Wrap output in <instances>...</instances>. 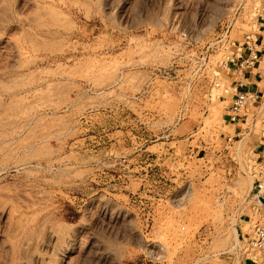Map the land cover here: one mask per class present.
<instances>
[{"label":"rangeland","instance_id":"1","mask_svg":"<svg viewBox=\"0 0 264 264\" xmlns=\"http://www.w3.org/2000/svg\"><path fill=\"white\" fill-rule=\"evenodd\" d=\"M263 18L264 0H0V264H240L264 108L233 136L210 72L225 30Z\"/></svg>","mask_w":264,"mask_h":264},{"label":"built area","instance_id":"2","mask_svg":"<svg viewBox=\"0 0 264 264\" xmlns=\"http://www.w3.org/2000/svg\"><path fill=\"white\" fill-rule=\"evenodd\" d=\"M217 42H220L224 54L210 72V77L217 79L222 75L233 83L234 95L224 108V120L228 123H240L251 107L264 108V97L260 91L246 88L244 81L245 75L252 71L261 59L264 60V22L257 26L256 33L243 34L240 39L230 40L226 29ZM206 58L209 61V56ZM213 84L219 86L220 82L215 80ZM231 138L226 137L227 141ZM255 160L260 169L251 183L249 194L253 201L251 209L257 219L245 237L242 256L247 255L253 264H258L256 256H259L264 264V162L257 158Z\"/></svg>","mask_w":264,"mask_h":264},{"label":"crops","instance_id":"3","mask_svg":"<svg viewBox=\"0 0 264 264\" xmlns=\"http://www.w3.org/2000/svg\"><path fill=\"white\" fill-rule=\"evenodd\" d=\"M261 22H264V18L257 23V26L261 24ZM228 86L225 89V94L220 95L219 98L221 99V102H224L223 107L225 108L226 104L231 101L234 95V87L233 83L226 79ZM245 87L249 89H258L261 93V95L264 97V60L261 59L257 64L256 67L249 71L245 75ZM225 125H232L234 127V134L233 136H239L240 132L235 131L239 123H228L226 120H224ZM241 123V122H240ZM230 133H223L224 138L229 135ZM232 137V136H230ZM251 149L252 152L256 155L257 160L264 162V136L258 139H254V141L251 142ZM255 212L251 209L250 213H243L239 216V227L256 222L257 216L254 214ZM258 264L261 263V258L259 256H256ZM241 264H253L250 260V258L247 255L241 256Z\"/></svg>","mask_w":264,"mask_h":264},{"label":"bare ground","instance_id":"4","mask_svg":"<svg viewBox=\"0 0 264 264\" xmlns=\"http://www.w3.org/2000/svg\"><path fill=\"white\" fill-rule=\"evenodd\" d=\"M250 188H251V187H250ZM28 199H29V198H28ZM30 202H31V201H29V203H30ZM31 203H32V202H31ZM31 203H30V204H31ZM31 205H32V204H31ZM23 216H24V215H23ZM18 218H19V217H18ZM22 219H23V217H22ZM22 219H21V220H22ZM15 221H16V220H15ZM25 221H26V220H25ZM30 221H31V220H30ZM18 222H19V221H18ZM18 222H17V223H18ZM22 222H23V221H22ZM19 223H20V222H19ZM27 223H28V222H27ZM27 223H26V224H27ZM232 223H233V222H232ZM20 226H21V224H20ZM35 228H36V227H35ZM48 228H49V227H48ZM17 229H19V227H18ZM26 230H28V229H26ZM53 230H54V229H53ZM232 230H233V231H232V232H233V237L236 238V233H237V231H236L235 223H233V225H232ZM18 231H19V230H18ZM18 231H17V232H18ZM50 233H51V232H50ZM28 234H29V233H28ZM237 235H238V234H237ZM34 236H35V235H34ZM57 238H58V237H57ZM12 239H13V238H12ZM33 239H34V237H33ZM50 239H51V238H50ZM52 239H53V238H52ZM232 239H233V238H232ZM15 240H16V239H15ZM22 241H23V240H22ZM32 241H33V240H32ZM40 243H41V242H40ZM28 244H29V243H28ZM30 245H31V242H30ZM48 245H49V244H48ZM13 246H14V245H13ZM18 246H19V245H18ZM31 246H33V245H31ZM19 247H20V246H19ZM34 247H35V246H34ZM28 250H29V249H28ZM32 250H33V248H32ZM33 251H34V250H33ZM35 251H36V250H35ZM27 253H28V252H27ZM30 253H31V251H30ZM35 253H36V252H35ZM35 255H37V254H35ZM38 255H39V254H38ZM33 256H34V255H33ZM33 256H32V257H33ZM36 257H37V256H36ZM40 257H41V256H40ZM12 258H13V257H12ZM13 259H15V258H13ZM38 260H39V259H38ZM40 260H41V259H40ZM27 264H28V263H27ZM37 264H38V262H37ZM56 264H57V263H56Z\"/></svg>","mask_w":264,"mask_h":264}]
</instances>
